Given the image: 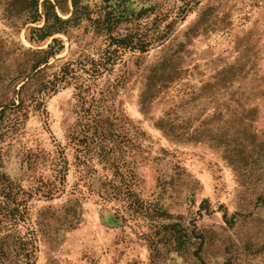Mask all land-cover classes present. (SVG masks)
Segmentation results:
<instances>
[{
    "label": "rangeland",
    "instance_id": "1",
    "mask_svg": "<svg viewBox=\"0 0 264 264\" xmlns=\"http://www.w3.org/2000/svg\"><path fill=\"white\" fill-rule=\"evenodd\" d=\"M25 255L264 264V0H0V264Z\"/></svg>",
    "mask_w": 264,
    "mask_h": 264
},
{
    "label": "trees",
    "instance_id": "2",
    "mask_svg": "<svg viewBox=\"0 0 264 264\" xmlns=\"http://www.w3.org/2000/svg\"><path fill=\"white\" fill-rule=\"evenodd\" d=\"M35 32H43L41 31V29H37L35 30ZM46 34H42V38L44 37L45 38ZM57 44L58 48L55 50V45ZM61 50V46L60 44L56 41V40H53V45H49L47 46V50H38L35 52V54H42V56L40 58H38L37 60L34 61V64H33V68L34 69H37L39 68V66L43 65V64H46L48 59L51 58V57H54L58 51ZM65 70L67 69H64L62 70L61 72H65ZM54 85H52L51 83H47L46 85H44L41 90H37V91H33L31 93H25L24 95H21L20 93V90L23 88L21 87V89L19 90L18 94H19V98H18V104L15 106V108H20L22 106H24L25 108H28V106L30 105L31 102L34 103V107H38L40 104H42V100H43V95H45L47 93V91H51L54 89ZM21 95V96H20ZM120 190L119 189H116V193H120L119 192ZM123 194L125 192H122ZM173 226H170V229L172 228ZM21 264H31L30 262V259L27 257V255H25L23 257V261H21Z\"/></svg>",
    "mask_w": 264,
    "mask_h": 264
}]
</instances>
